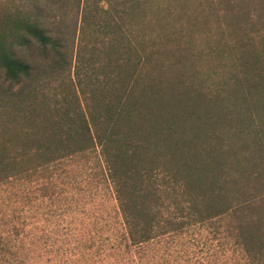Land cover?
<instances>
[{
  "label": "trees",
  "instance_id": "obj_1",
  "mask_svg": "<svg viewBox=\"0 0 264 264\" xmlns=\"http://www.w3.org/2000/svg\"><path fill=\"white\" fill-rule=\"evenodd\" d=\"M23 1L26 11L3 21L12 45L56 48L44 24L53 0ZM145 10L125 0L120 25L98 26L112 35L109 84L91 103H48L10 84L0 107V188L10 190L0 200V264H264V31L236 39L212 98L172 96L141 77L158 66L155 38L138 28ZM0 67L13 83L31 72L3 35ZM79 165L109 207L92 228L56 238L38 230L28 186Z\"/></svg>",
  "mask_w": 264,
  "mask_h": 264
},
{
  "label": "rangeland",
  "instance_id": "obj_2",
  "mask_svg": "<svg viewBox=\"0 0 264 264\" xmlns=\"http://www.w3.org/2000/svg\"><path fill=\"white\" fill-rule=\"evenodd\" d=\"M142 1L146 15L138 28L146 38H155L158 66H146L141 77L156 78V84L172 96L187 89L200 100L212 98L222 78L231 72V48L235 51L236 39L264 31V0ZM124 2L53 0L45 9L44 24L58 45L48 48L33 41L12 45L13 34L3 21L7 14L24 13L27 7L23 0H0V35L11 52L31 67L30 74L17 83L7 80L0 67V107L17 88L10 84H24L48 103L66 99L84 105L99 98L109 84L112 35L97 32L98 26L104 24V18L120 25ZM1 111L0 124L1 118L8 117ZM92 173L88 166L59 168L42 186H28L27 197L33 202L28 216L38 230L56 238L81 226L92 228L97 216L109 207L108 195ZM5 189L0 188V200L8 197L10 190Z\"/></svg>",
  "mask_w": 264,
  "mask_h": 264
}]
</instances>
